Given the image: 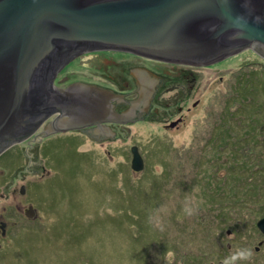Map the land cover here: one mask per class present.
Returning a JSON list of instances; mask_svg holds the SVG:
<instances>
[{
    "label": "rangeland",
    "instance_id": "obj_1",
    "mask_svg": "<svg viewBox=\"0 0 264 264\" xmlns=\"http://www.w3.org/2000/svg\"><path fill=\"white\" fill-rule=\"evenodd\" d=\"M131 54L98 52L99 56H110L107 57L110 63L122 66L118 69L110 64L108 71L111 76L115 74V81L103 77L104 65H90L92 73L84 75L82 71L88 69L76 59L62 72L73 71L69 75L71 80L80 78L118 89L126 81L135 90L133 80L127 78L123 70L127 69V63L147 64ZM126 57H134L135 61H126ZM258 57L253 50L246 49L215 64L197 68V84L180 101L184 116L176 128L159 122L166 116L162 111L152 115L151 106L143 120L129 123V132L123 130L112 140L97 143L81 131L67 130L6 149L0 155V219L7 229V237L0 234V264H16L12 258L17 257H12V253L17 250L13 241L19 236L18 232H22L19 239L28 233L38 234L39 237L33 239L49 248L45 259L52 264H169L168 254L174 253L176 246V251L188 253H197L195 244L203 248L209 246L217 232L209 227L211 213L220 218L222 229L237 218L243 220L242 215L235 214L241 213L244 206L229 203V196L233 202L238 194L227 195L240 190V183L221 178L237 173V168L234 170L227 163L229 151L241 145L238 141L243 133L235 125L232 133L238 140L237 147L224 145L221 150L214 145L218 138L214 130L218 117L216 124L228 129L232 117L230 109L235 107L242 112L236 115L243 116V129L253 124L261 126L259 117L264 107L258 115L256 111L264 102L261 91L264 62ZM149 66L156 68L154 64ZM57 82L60 83L58 78ZM164 87L165 83H161L160 88ZM196 101L197 105L192 107ZM156 106L159 110L160 106ZM187 106L192 108L186 111ZM119 109L125 106L121 104ZM165 110L168 111V107ZM246 144L237 150V155L248 160L259 159L261 148ZM132 145H137L145 158L144 167L139 171L132 170L130 165ZM220 150L221 156L213 168L214 162L208 157L219 154ZM12 159L15 160L10 163L11 170L7 171L6 165ZM238 162L246 164L243 158ZM208 177L212 185L205 182ZM22 186H25L23 194L18 191ZM213 191L219 192L218 201L226 197L223 204L208 201L210 196L215 198ZM30 206L35 213L28 216L25 209L30 211ZM185 209H192V213L188 214ZM43 234H49V239ZM157 234H165L167 242L157 244L155 241L161 239L156 238ZM222 234L229 235L225 231ZM149 257L150 263L146 261Z\"/></svg>",
    "mask_w": 264,
    "mask_h": 264
},
{
    "label": "water",
    "instance_id": "obj_2",
    "mask_svg": "<svg viewBox=\"0 0 264 264\" xmlns=\"http://www.w3.org/2000/svg\"><path fill=\"white\" fill-rule=\"evenodd\" d=\"M246 49L264 60V0H0V155L35 137L52 116L41 137L96 124L98 132L117 133L112 115L154 105L165 74L149 65L136 66L143 80L133 109H117L123 91L57 86V74L84 53L209 66ZM130 152L132 170H141L138 146Z\"/></svg>",
    "mask_w": 264,
    "mask_h": 264
},
{
    "label": "flooded vegetation",
    "instance_id": "obj_3",
    "mask_svg": "<svg viewBox=\"0 0 264 264\" xmlns=\"http://www.w3.org/2000/svg\"><path fill=\"white\" fill-rule=\"evenodd\" d=\"M95 51H97V53L88 52V53H84L75 58L77 62H82L83 63L82 65H85L87 67L88 71L86 72L82 71L83 74L88 76L90 75L89 73H92V69L90 68V65H93L95 67L104 65L105 70L104 72H102L103 77L107 79L111 78L112 80L115 81L114 79L115 74L111 76L108 69L111 67V65L117 66L118 69L119 67H122V66L116 65L115 63H112V62L110 63V61H108L109 59L107 58L110 56H107V57L103 55L99 56L98 52L117 51V50H95ZM131 55L145 62L147 65L154 64V66L159 69L158 71H160L159 73L157 71V74H165V76L163 77L161 81V83H165V87L164 89H161L160 88L161 83L159 84L156 92L153 95L154 105L140 107V113L112 115L111 117L115 121H109L108 123L115 126L117 133L98 132L94 126H101V124L91 125L89 127L83 126V127L76 129L77 131H81L84 135H86L88 138H90L94 142L98 143V142H103L106 140H112L117 136L119 132L123 130H125L126 132H129V127L127 125L131 122L134 123L137 120H143L144 115L147 114L151 106H153V109H154V112L152 113V115H159L160 112L162 111L164 115L166 116L165 118H162L159 120V122H162L164 126L169 125V123L173 121V118H175V120L179 118V121L172 127V128H176L178 124H180L183 120L182 118L184 116L182 114L183 105L182 106L180 105V101H183L184 98H186L188 94L192 92L195 85L197 84L198 76L196 74V69L199 68L200 66L164 62V61L154 60V59L146 58V57L135 55V54H131ZM134 57H132L133 59H128L126 57L124 60L135 61ZM126 65H127V69L123 71L126 73L127 78L133 80L135 90H133L132 84L130 87L126 81L124 82L123 85H121V88L118 89L117 86H109L106 84L102 85L95 81H87L85 79H80V78L71 80L69 75L73 71L71 72L63 71L62 72V70L57 74V78L58 80H60V83L57 82L58 83L57 86L72 83V82H79V83L109 88L113 90L123 91L125 100H122L118 103L117 109H119V106L121 104L125 106V109H133V100L139 99V94H140V89H141L143 79L136 67L138 65L136 64L130 65L128 63ZM139 65H144V64H139ZM81 78H85V77H81ZM124 88H127V89H124ZM171 92L173 93L172 95H170L171 96L170 97L169 94ZM157 101L158 103H156ZM194 103L192 107H195L198 102L196 101ZM156 104H158V107L160 106L159 110L157 109ZM166 107H168V111L165 110ZM192 107L189 108L187 106L186 111H189ZM173 109L175 110V113ZM176 114H178V116L174 117ZM52 117L48 119L42 125V127L38 130L35 137H31L23 141L22 143L29 142V141L31 142L36 139L41 140L49 135H52V134H49L45 137H41V135L38 134L40 131H42L44 126L50 122ZM53 134H57V133H53ZM142 158H143V162L145 163V158L144 157ZM30 172L33 173L32 170ZM24 187L25 186H23V192H21V188H18V191L22 194L25 193ZM260 190L261 191H259L257 198L253 202L251 203L247 202L246 204L243 205L244 210L241 211V213L235 214V216L242 215L243 220L237 218L234 221V223L228 225L227 227H224V229H222V225L221 226L216 225L215 224L216 221L212 222V220L215 219V215L211 213V220H210L209 227L212 228V230L214 231L217 229V232L215 235H213V239L211 243H208L209 246L203 248L198 245L196 247V251L198 255L197 253L176 251V249L178 248V246H176V249L173 248L174 258L171 259V263L169 264H180V262L181 264H224L225 259L231 256L238 249H251L253 253L249 261L241 262V264H264V225H260L261 221L264 222V188ZM7 197H9V194H7ZM234 198H235L234 201L231 202V196H229V203L231 205L238 204L239 206H241L242 201L239 200L241 197L239 199H237L236 197ZM26 210L27 209H25V213H26ZM34 213L35 211L33 210L32 214ZM207 224H205V228ZM6 231L7 229H5V223L1 221L0 219V234H2L3 237H7V235H5ZM222 231H225L229 235H226V236L223 235ZM203 233L206 234L207 231L203 230ZM196 237H197V234H196ZM199 241L203 242V239H200ZM206 244L207 243H205V245ZM200 245H202V243H200ZM182 250L184 249L182 248ZM146 261L150 263V257ZM166 261H168L167 258H166Z\"/></svg>",
    "mask_w": 264,
    "mask_h": 264
},
{
    "label": "trees",
    "instance_id": "obj_4",
    "mask_svg": "<svg viewBox=\"0 0 264 264\" xmlns=\"http://www.w3.org/2000/svg\"><path fill=\"white\" fill-rule=\"evenodd\" d=\"M262 61L264 62V60H262ZM263 88L261 90L262 93L264 92ZM262 93H260V95H263ZM262 107H264V102L261 103L258 106V108H257L258 110L256 111L257 115H258V112L262 110ZM230 111L232 112V117L229 119L228 129H226L224 127H221V126L216 124L218 122L219 117L216 120L215 127L216 128L218 127V130L215 128L214 132L217 133L218 138H216V140H214V145H216V147L220 148L221 150H222L223 147H225L224 145H229L230 147L236 148L238 140L234 137V135L232 133V131L235 130L234 126L236 125V127L240 128V129H238V128L237 129L239 131H242L243 138L240 139V141H238L241 145L237 149H235L233 151L232 150L229 151V153H230L229 162L227 163V165L231 164V166L233 167L234 170L237 168L236 171H237L238 174L233 172V173H231L229 175H226L224 177H221V178L222 179H227V180H232L233 182H237L238 181L240 183V185H241V187H240L241 189L240 190H238V189L237 190H233V192H229V193H227V195L228 194H232V193L238 194L236 198L239 199L241 197L239 200H241L242 201V205H244L247 202L248 203L253 202L257 198V196L259 194V191H261L260 189L264 188V109H263L262 116L259 117L261 119V126L253 124L250 128H245V129L242 128L243 116L241 118L240 115H236L237 113H242L241 110L238 107H235V108L230 109ZM238 117H240V119H238ZM251 121H253V120L251 119ZM212 133H213V130L211 132H209V135H208V140L209 141H210V137H211ZM232 139L235 142V145H234L233 141L231 142ZM242 141L244 142V144H242ZM246 143L250 144L252 146L256 145V146H259L261 148L260 149L261 157L259 159L253 160L251 158V159L248 160L247 157L245 158L244 156L237 155V150L242 145H245ZM195 149L197 151V148H195ZM221 150H220L219 154L215 153L213 155L215 160L212 159L213 157H208L210 161L214 162L213 163V168L216 165L215 161L218 160L220 158V156H221ZM197 153H198V151H197ZM197 153H196V159L199 160V155H197ZM242 158L244 159V161H246L245 165H242L241 162H238ZM14 160L15 159H12L9 162V164L6 165L7 166V168H6L7 171L11 170L10 163L12 161H14ZM235 161H237V162L235 163ZM213 168H210V169H213ZM239 172H241V173H239ZM242 173H243V175L240 176V174H242ZM208 175L211 176L212 173L208 172ZM205 180H206L205 182H207L208 184L212 185L211 177H208ZM203 181H204V179H203ZM240 181H243V182H240ZM221 183H224V180H221ZM37 186L38 185H36L35 188ZM220 190H222V187L220 188ZM211 192L212 191H210V193ZM218 193L219 192H217V191L216 192L213 191V195H214L215 198L210 196V200L208 199V201L210 203L212 202V204L213 203H215V204H217V203L223 204L225 199H226V197H224V198H222L221 200L218 201V199L216 198V195ZM222 200H224V201H222ZM222 219H224V217ZM219 220H220V218L217 219L215 217V219L212 220V222L216 221L215 224L216 225H220ZM45 230L47 231L48 229H45ZM21 233L22 232H18V234H16V235H19L18 237H20ZM24 233H26V232H24ZM48 235L49 234H43V237H46L47 239H49ZM164 235L165 234H163V235H158L157 234L156 238L161 237V239L158 240V241H155V242L157 244H159L161 242H167V240L164 239V237H165ZM35 236L39 237L38 234L28 233V235H25L23 238H20V239L18 237L15 238V240L13 241V245L15 246V244H16V249L17 250H16V252L12 253V257L16 256L17 258H12L13 263L21 264V263L24 262V263H28V264H52V262H50L49 260L45 259V254L49 250V248L48 247H44V244L42 243V241H34L33 238ZM1 239H2V237H1ZM44 242L46 243V245H49L48 241L44 240ZM186 243L187 242L184 241V244H186ZM180 246L184 249L182 242H181ZM9 247L12 249L11 244H10ZM195 247H197L196 244H195ZM50 248H51V246H50ZM8 256H9V254H8ZM137 256H138V254L136 253L135 257H137ZM8 259L10 260V257H8ZM45 260L48 263H45ZM143 261H145V260H143ZM10 263H12V262L10 261Z\"/></svg>",
    "mask_w": 264,
    "mask_h": 264
},
{
    "label": "clouds",
    "instance_id": "obj_5",
    "mask_svg": "<svg viewBox=\"0 0 264 264\" xmlns=\"http://www.w3.org/2000/svg\"><path fill=\"white\" fill-rule=\"evenodd\" d=\"M188 214L192 213V209H185ZM253 253L251 249H238L231 256L227 257L224 264H241V262H247L251 259ZM169 259L174 258V253L168 254Z\"/></svg>",
    "mask_w": 264,
    "mask_h": 264
}]
</instances>
